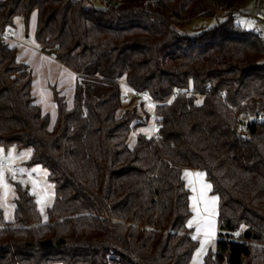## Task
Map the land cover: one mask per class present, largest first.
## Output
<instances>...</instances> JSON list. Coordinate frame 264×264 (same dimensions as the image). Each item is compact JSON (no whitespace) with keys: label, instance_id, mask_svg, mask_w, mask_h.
I'll return each instance as SVG.
<instances>
[{"label":"trees","instance_id":"obj_1","mask_svg":"<svg viewBox=\"0 0 264 264\" xmlns=\"http://www.w3.org/2000/svg\"><path fill=\"white\" fill-rule=\"evenodd\" d=\"M243 1L0 0L1 35L35 11L34 40L76 74L71 106L53 88L49 126L29 65L0 40V146L30 149L29 169L44 168L55 190L42 220L15 183L0 264H190L199 240L183 168L217 197L202 264H264V36L236 21ZM120 79L156 101V138L129 145L147 117L120 110Z\"/></svg>","mask_w":264,"mask_h":264},{"label":"crops","instance_id":"obj_2","mask_svg":"<svg viewBox=\"0 0 264 264\" xmlns=\"http://www.w3.org/2000/svg\"><path fill=\"white\" fill-rule=\"evenodd\" d=\"M13 23L12 29L2 35L0 34V40L7 42L10 46H15L17 58L29 65L32 72V95L35 97V101L42 111L49 114V126H52L56 118L53 88L65 97L67 106H71L76 74L52 54L43 52L39 44L34 40L33 34L36 26L35 11L30 14L26 29L20 16H15ZM35 167L38 168L40 166L35 165ZM27 170H30L28 166ZM27 170L23 175L29 176ZM186 172L192 175L185 176ZM197 173L201 175L197 176ZM181 175L191 190L190 208L192 212L196 213L195 221H197V227H194L195 233L193 229V235L197 239L200 234L206 236V238L215 237L216 239L218 233L217 197L210 193L209 187H207L209 183L201 172L183 168ZM208 231L210 232L209 234H207Z\"/></svg>","mask_w":264,"mask_h":264},{"label":"rangeland","instance_id":"obj_3","mask_svg":"<svg viewBox=\"0 0 264 264\" xmlns=\"http://www.w3.org/2000/svg\"><path fill=\"white\" fill-rule=\"evenodd\" d=\"M91 2L98 7H103L106 3V0H91ZM261 2L257 0H244L241 6L234 12L235 19L242 25L247 28L254 29L260 32L264 36V20H258L253 17L254 12L260 7ZM219 17V14L218 16ZM216 17H200L191 19L185 24L182 28L185 32L192 33L197 31L203 26H211L216 22ZM121 91L124 94L128 95L129 101H123L121 103L120 110L124 109H134L141 112V114L147 117V120L144 124L138 125L132 129L128 135L127 141L130 146L134 145L136 141V136L140 133L145 136H152L153 133L158 131V126H156V120L154 116V105L141 97L135 96L134 91L129 88L127 85H121ZM0 149H3L2 157L0 160L5 162L7 166L2 167L4 171V183L8 185L7 188L4 187L3 183H0V209L2 211L3 218L6 221H11L13 219V196H14V185L19 183L22 186L26 187L35 197L37 208L40 212L42 220H46V209L52 205L55 197V190L53 184L49 181L47 176V171L44 168L30 167V170L35 173L33 178L29 176L15 177L12 175V172L9 170L10 165H18L20 169H23V173H26L27 170V161L29 157L21 159V154L29 153L30 149L22 148L18 149L14 146H9L4 148L0 146ZM14 149L12 153L13 159H6L9 155V152ZM33 169H38L33 171ZM43 209V210H41ZM196 213L193 212L192 219L190 223L193 227H197V221H195ZM195 233V229H194ZM210 232L208 231L207 234ZM199 245L193 252V255L190 260V264H202L204 254L207 249L215 247V237H207L200 234L198 237Z\"/></svg>","mask_w":264,"mask_h":264},{"label":"built area","instance_id":"obj_4","mask_svg":"<svg viewBox=\"0 0 264 264\" xmlns=\"http://www.w3.org/2000/svg\"><path fill=\"white\" fill-rule=\"evenodd\" d=\"M253 17L258 19V20H264V0L261 2L260 7L254 12ZM119 83L121 85H126V83L121 79L119 80ZM132 91H134L135 96L141 97L142 99H146V100L150 101L155 106L156 101L153 100L146 91H139V90H134V89H132ZM121 98L123 101H127L129 99L128 95L124 94V93H122ZM157 125L158 124L156 122V126ZM153 137H155V138L157 137L156 132L153 133ZM0 166L4 167V166H7V164L2 161V164H0ZM9 167L11 169V172H15V177H20L21 175L24 174L23 172L20 171L21 169L18 165H10ZM27 174L30 177L35 176V173H33L31 170H27Z\"/></svg>","mask_w":264,"mask_h":264},{"label":"snow or ice","instance_id":"obj_5","mask_svg":"<svg viewBox=\"0 0 264 264\" xmlns=\"http://www.w3.org/2000/svg\"><path fill=\"white\" fill-rule=\"evenodd\" d=\"M14 151H15V150L12 149V150L9 152V155H8V157H7L6 159H8V160H12V159H13L12 153H13ZM2 154H3V149H0V157H2ZM30 155H31L30 152H29V153H23V154H21V157H20V158H21V159H24V158L29 157ZM0 164H2V160H0ZM9 170L11 171V169H9ZM37 170H38V169H33V171H37ZM20 171L23 172L24 170L21 169ZM12 175L15 176V172H12ZM191 175H192L191 173H188V172L185 173V176H191ZM196 175H197V176H200L201 174L197 173ZM0 183H3L5 188L8 187V185H7L6 183H4V171H3L2 166H0ZM189 183H191V181H189ZM207 187L210 188L211 185H207ZM193 190H195V189H193ZM194 199H195V198H194ZM41 210H43V209H41ZM189 226L191 227V223L189 224ZM197 231H199V229H197ZM193 239H196V237L194 236Z\"/></svg>","mask_w":264,"mask_h":264},{"label":"water","instance_id":"obj_6","mask_svg":"<svg viewBox=\"0 0 264 264\" xmlns=\"http://www.w3.org/2000/svg\"><path fill=\"white\" fill-rule=\"evenodd\" d=\"M243 135H245V134H243Z\"/></svg>","mask_w":264,"mask_h":264}]
</instances>
